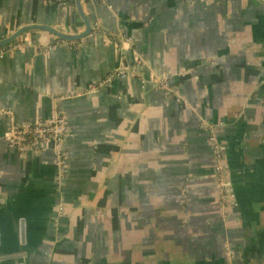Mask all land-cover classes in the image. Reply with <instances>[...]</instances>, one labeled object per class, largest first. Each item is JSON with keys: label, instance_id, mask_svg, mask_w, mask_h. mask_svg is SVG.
I'll list each match as a JSON object with an SVG mask.
<instances>
[{"label": "crops", "instance_id": "crops-1", "mask_svg": "<svg viewBox=\"0 0 264 264\" xmlns=\"http://www.w3.org/2000/svg\"><path fill=\"white\" fill-rule=\"evenodd\" d=\"M71 1L0 0V40L82 32ZM81 5L93 36L30 31L0 55V108L16 125L59 108L69 131L58 181L53 151L8 146L0 114V264L264 263V0Z\"/></svg>", "mask_w": 264, "mask_h": 264}, {"label": "built area", "instance_id": "built-area-1", "mask_svg": "<svg viewBox=\"0 0 264 264\" xmlns=\"http://www.w3.org/2000/svg\"><path fill=\"white\" fill-rule=\"evenodd\" d=\"M60 4H65V0H57ZM95 33V27L91 28L90 36ZM23 42L14 41L0 49V55L18 49L23 46ZM123 69L115 68L104 80L91 85L90 89L103 85L110 77L126 76ZM164 87L167 82L164 81ZM0 114H6L10 117V124L7 129L5 141L8 146L16 149L21 154H37L51 150L55 156L57 167L56 179L59 181L66 172V152L63 149V143L69 134L66 117L59 108H55L54 113L49 120H36L23 125H16L12 120V114L8 110L0 108ZM209 140L212 144L214 157V178L218 191L219 206L225 209L234 198V192L231 182L225 176L224 170V152L221 143L211 134ZM264 264V263H257Z\"/></svg>", "mask_w": 264, "mask_h": 264}, {"label": "water", "instance_id": "water-1", "mask_svg": "<svg viewBox=\"0 0 264 264\" xmlns=\"http://www.w3.org/2000/svg\"><path fill=\"white\" fill-rule=\"evenodd\" d=\"M77 12L80 14L84 21V30L80 33H67L64 31H61L60 29L48 26V25H42V24H35V25H25L20 28H18L16 31H14L11 35L7 36L6 38L0 40V47H3L7 44L12 43L17 39L19 36H21L23 33H27L30 31H47L53 35H55L57 38L62 39L64 41L73 42L78 41L80 39L85 38L88 36L91 32V24L86 15H84L81 0H73Z\"/></svg>", "mask_w": 264, "mask_h": 264}, {"label": "trees", "instance_id": "trees-1", "mask_svg": "<svg viewBox=\"0 0 264 264\" xmlns=\"http://www.w3.org/2000/svg\"><path fill=\"white\" fill-rule=\"evenodd\" d=\"M65 2H66V3H67V2H68V3H71L72 1H71V0H65Z\"/></svg>", "mask_w": 264, "mask_h": 264}]
</instances>
